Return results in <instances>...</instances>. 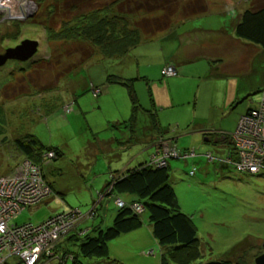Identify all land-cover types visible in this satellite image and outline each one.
<instances>
[{
    "label": "rangeland",
    "instance_id": "obj_1",
    "mask_svg": "<svg viewBox=\"0 0 264 264\" xmlns=\"http://www.w3.org/2000/svg\"><path fill=\"white\" fill-rule=\"evenodd\" d=\"M38 1L40 5L35 3ZM72 1L75 0H27L31 5L27 16H17L15 6H9L16 11L11 10V14L6 17L0 12V55H4L8 49L19 45L23 40L39 43L37 53L27 61L8 59L0 66V177L10 174L19 176L23 173L22 165L25 161L36 164L32 156L24 155L16 143L17 140H26L30 134L36 136L45 147H52L50 152L53 154L48 158L44 151L38 157V166L41 167L47 183L52 186L51 196L36 207L25 209L13 222L19 225L38 224L69 209H78L85 215L92 208L95 217H89L82 223L87 224L93 219L98 222L108 206L113 208L112 200L108 199L113 182L104 187L111 180L110 174L116 176L144 161L147 164L154 151V146L150 144L168 139L175 141V146L181 151L186 150L188 154L179 158L162 154L165 165L158 168L170 167L169 182L180 208L191 218L197 229L201 257L193 264L224 259L255 264L254 259L264 253V173L239 172L227 164L230 157H236L232 134L225 135L229 138V144L221 141L224 135L214 138L210 143H204L196 131L201 128L220 129L224 125H233L237 113L258 103L260 92L264 91V88H260L264 85V48L250 44L259 50L256 61L252 60L255 58L254 54L246 52L245 47L241 49L240 55L238 48L231 50L228 47L231 44L222 49L227 54L239 56L241 64L231 67H237L236 73L246 71L247 74L237 76L238 78L228 75L216 78L208 72L206 59L199 58L197 44L191 46L192 54L186 60L189 62L181 65L183 73L179 69L177 71L173 64L161 68L162 76H166L162 69L174 67L175 70L173 75L166 76L175 79H165L159 89L167 92L168 99L171 98L179 105V92L183 91L187 92L186 95L195 92L197 97L200 94L203 97L202 102L195 103L196 106L192 101L186 107L174 106L173 110L161 112L159 119L169 128L168 134L172 135L155 137L153 124L144 126L143 114L139 115V124L133 122L135 127L129 123L133 104L126 87L109 84L108 94L97 97L102 87L96 84L95 78L101 74H117L115 69L120 60L103 59L99 48L87 41L56 42L48 38L49 35L45 32L47 27L53 28L54 32L60 31L66 19L70 20L71 16L89 13L113 0H79L85 2L75 9V13L68 11L67 3ZM190 1L194 0H135L129 2L125 10L130 15L131 22L132 19L152 21L147 27L144 24H148L146 21L141 25L151 29L156 27V22L152 19L167 20L169 17L170 24L183 20L184 10ZM205 1L207 14L201 19L188 18L190 21L181 26L179 32L201 28L203 25L209 29L221 28L224 32L219 34L230 36L228 29L236 24L244 9L264 4L260 0ZM48 6H54L58 10L54 18L48 16ZM34 14L35 21L30 22L28 19ZM197 16L200 15H195ZM200 20L207 25L201 24ZM147 35L141 38L142 43L147 40ZM199 41H202L201 37L198 38ZM161 42L162 39H158L147 44H157L160 48ZM242 43L249 45L244 40ZM173 47L175 48L174 44ZM155 50L150 47L149 54L144 59L148 65L140 63L141 68L154 67ZM168 50L163 41L160 53L167 57ZM211 51L206 49L203 52L206 55L213 53ZM134 54L140 62L138 51H134ZM242 65H248V68L243 69ZM135 68V65L132 66V71ZM151 71L155 73L154 70ZM148 73L151 74L150 70ZM142 82L135 85L138 109L149 110L153 106L151 98L157 106L171 102L157 95L156 91L152 96L144 93L145 86ZM150 85L155 87L152 90H158L160 86L158 82ZM232 92H244L240 94L239 100L247 98L226 110L227 106H223V101L226 94L230 97ZM201 111L204 115L208 114L204 116L205 120H201ZM112 119L118 122L113 125ZM185 120L190 121L188 125ZM202 121H208L211 125ZM198 125L202 127H196ZM143 135L145 139L141 138ZM152 137L155 138L151 139ZM216 139L219 141L215 142ZM139 140L142 141L140 144ZM119 143L129 145L125 150H119ZM152 164L146 166L153 167ZM141 216V231L125 233L111 240L108 243V258L85 257L79 252V241L71 240L69 243L65 242L68 255L61 250L60 242L53 254L58 257L52 258L54 260L41 259L38 264H163L169 261L166 259L167 249L161 248L154 241L151 247L143 248V244L153 240V235L146 214ZM139 236L140 239L137 238ZM151 249L155 252L154 255H144ZM67 256H74L75 261L70 257L65 259ZM16 260L18 259L14 257L10 263L14 264Z\"/></svg>",
    "mask_w": 264,
    "mask_h": 264
},
{
    "label": "trees",
    "instance_id": "obj_2",
    "mask_svg": "<svg viewBox=\"0 0 264 264\" xmlns=\"http://www.w3.org/2000/svg\"><path fill=\"white\" fill-rule=\"evenodd\" d=\"M131 1L135 0H113L101 8L89 11V13L71 16L70 20L66 19V23L63 24L60 31L54 32L53 28L47 27L48 29L45 32L48 33V38L51 41H87L99 48V53L103 59L121 60L142 43L141 38L143 35L148 34L145 39H150L153 35L168 29L171 25L169 17L167 20L152 19L156 22V27L151 29L145 28L152 23L150 20L134 21L132 19L131 22V17L125 10V6ZM82 2L84 3L85 1ZM82 2H79V0L68 2V11L75 13V9H78L83 4ZM35 3L40 5V1ZM129 7L131 8L130 5ZM207 9L205 0L190 1L184 10L183 19L202 15L207 12ZM47 12L48 16H53L54 18L58 10L54 6H48ZM35 16H31L28 20L30 22L35 21ZM238 18L233 26L234 36L264 48V4H260L256 8L244 9ZM144 21L148 22V24ZM142 22H144L145 27L141 26ZM143 28L144 31H141ZM17 33L19 34L20 32ZM106 80L108 83L125 85L128 89L133 104L129 123L133 127L138 107L132 83L125 78L120 79L115 72L112 75H107ZM99 92H101L100 89ZM156 123L153 120V128H155ZM221 141L229 144L228 136L221 139ZM16 143L24 155L32 156L33 159H31L36 164L40 161L39 155L52 150V147H45L36 136L31 134L26 140H17ZM55 152L58 153L56 150ZM57 155L59 156V153ZM231 155H234V153H231ZM232 159H236V157L232 156ZM169 174V166L163 168L148 167L146 163L116 176L112 174L110 176L111 180L104 187L106 188L113 182V187L110 191L112 202L115 204V199H121L125 205L118 208L115 204L118 210L110 226H95L89 229L90 232L88 231L81 236L73 234L72 240L79 241L78 249L80 254L85 257L108 258V243L122 234L143 226L141 215L145 213L157 244L167 249L166 255L168 257L166 256V259L169 261H165L163 264H193V262L198 260L201 254L197 239V229L191 218L182 212L176 194L170 185ZM124 195L132 196L133 200H125ZM132 205H141L143 211L141 213L136 212L131 207ZM68 253L65 250V254L68 255ZM74 259L75 257L73 256L72 260ZM204 264L242 263L224 259Z\"/></svg>",
    "mask_w": 264,
    "mask_h": 264
},
{
    "label": "built area",
    "instance_id": "obj_3",
    "mask_svg": "<svg viewBox=\"0 0 264 264\" xmlns=\"http://www.w3.org/2000/svg\"><path fill=\"white\" fill-rule=\"evenodd\" d=\"M9 6L17 7V16H27L31 10L27 0H0V12L3 17L11 14L10 11L13 9ZM13 11L15 12L16 9ZM162 73L171 76L175 70L173 67H168L162 69ZM260 93L261 98L258 103L251 106L239 118L232 133L231 140L236 159L230 157L226 161L239 172L248 174L264 173V91ZM153 146L155 152L147 162V164L153 163V167L165 165L162 154L170 158L188 156L186 151H181L175 146V141L161 140ZM52 155V152H47L45 156L49 158ZM22 166L23 173L19 176L10 174L0 177V264H12L10 261L14 257L18 259L14 264L19 262L20 264H38L44 258L56 259L58 256L55 257L53 254L58 243L73 233L80 236L86 234L89 230H79V227L82 222L95 215L93 208L85 215L78 209H69L50 216L38 224L14 223L13 220L17 215L25 209L36 207L52 194V188L38 164L25 161ZM190 173L194 174V171ZM108 193L109 191L105 195ZM115 204L118 208L125 205L121 199H115ZM131 207L138 213L143 211L141 205ZM145 254L153 255L154 251L151 249ZM68 257L72 259L71 256L65 259Z\"/></svg>",
    "mask_w": 264,
    "mask_h": 264
},
{
    "label": "crops",
    "instance_id": "obj_4",
    "mask_svg": "<svg viewBox=\"0 0 264 264\" xmlns=\"http://www.w3.org/2000/svg\"><path fill=\"white\" fill-rule=\"evenodd\" d=\"M206 14L207 13H204L200 16L192 17V18L201 19ZM191 20H193V19H191ZM187 21H190V20H188V18H185V19L177 22V24H174V22L171 23V25L169 26L168 29L160 31V32L156 33L155 35H153L150 39L145 40V42L141 43L137 48H135L127 56H125L123 59H121L120 60L121 62L118 63V66L116 67V73H117L116 75L119 76L120 79L125 78L126 80H128V82L132 83L131 85L135 90V96L137 99H138V96L136 93L137 90L135 89V85L137 82H140V81H143L142 83L145 86V92L144 93L152 96L154 94V92L156 91L155 93L157 95L163 96L165 99H168V97L166 95L167 92H164V91L161 92V90H159V89L162 85V82L165 79H167L168 81H170V80L173 81L175 78L162 76L161 68H163L165 65L173 64V66L176 67L177 71L179 69V72L183 73L181 65L189 62L186 60H189L188 56L191 55L192 51H193V48H191V46H193L195 44H197L196 49L200 52L199 58H205L206 59L205 64L208 68L207 71L212 73V75H215L216 78L222 77V76L225 77V75H228L231 77H233V76L241 77L242 75L247 74L246 71L236 73L237 67H231L232 65H235V64L238 66L241 64V62H240L239 56L234 55V54L231 55L229 53L227 54V52L225 50H222V49H226L227 46L230 44L231 45L228 47L231 48V50H234L235 48L239 49V51H238L239 55L242 53L241 49L243 47H245L246 52L248 51V52H252V54H254L256 59L252 58V60L253 61L258 60L256 57V54L259 53V50L255 49L253 46H251L250 44H252V43L246 41L247 43H249V45L243 44L242 40L235 37L233 34V27L232 28L230 27L228 29L230 36H222L221 34H219V33L224 32L223 30H221V28L220 29H218V28L209 29V28H205L203 25L201 26V28L182 30V32H179L180 29H182L181 26H183ZM200 23L207 25L205 22H203V20H200ZM172 26H174L176 28L172 29L173 28ZM211 31H214V32H211ZM199 37L202 38V41L198 42ZM158 39H162V42L163 41L165 42L166 49H169L167 57L160 53V48L162 46V42H161L160 48L157 44H156L157 46L155 44H147V43L157 41ZM173 44L175 45V48L173 47L174 49L172 48ZM252 45H256V44H252ZM257 46H259V45H257ZM150 47H153L154 49H156L155 50L156 53H155L154 67H152V68H141L140 63H143L144 66L148 65V63H146L144 59L149 54L148 51H149ZM203 48H205V49H203ZM206 49H211L213 51V53H211V54L208 53L205 55V52H203V51H205ZM134 51H138L140 62L137 58H135ZM249 58H251V55H249ZM151 64H152V62H151ZM134 65L136 66V68H135V70L132 71L131 68ZM242 67H243V69L248 68V65H242ZM148 69L150 70L151 74L148 73V71H149ZM151 70H154L155 73ZM179 72H178V74H179ZM225 72H227V73H225ZM161 77H162V79H161ZM106 79H107V76H102V74L98 78H95L94 81L96 82V84H98L102 87V89H100L101 92L97 97L102 95V96H100V98H101L104 96L105 93L107 95L109 84H115V83H108ZM154 82H158V84L160 85V86H158V90H154V89L152 90V88H155V87H152L151 85L149 86V84L154 85ZM170 84H172V83H170ZM262 84H264V83H262ZM119 85H121V84H119ZM121 86L126 87L125 85H121ZM262 87H264V85H262ZM262 87H260V88H262ZM179 93L181 94V99H179V105L176 104L175 101H173L170 98L168 100L171 102L167 101L163 105L157 106L156 103L154 102L153 98H151V104L153 106L150 107L149 110L144 111L143 108L137 109L136 118H135L136 123L135 124H137V123L139 124V122H138L139 115L143 114L142 118L144 119V123H145L144 126L151 125L153 123V120H155V122H157L155 128H153V130H154L153 134L155 137H157L158 135H162L165 137L171 136L172 134H168L169 128L166 127L163 124V122L159 119V114L161 112L166 111V110H173L175 107H184V105L186 107L187 106L186 104L191 103L192 101L194 102V104L198 103V102H202L201 97H203L201 94L197 97L195 92H189L188 95H186L187 92H184V91L179 92ZM192 93H193V95H192ZM241 93H244V92H232V95L230 97H228L229 94L228 95L226 94L225 99L223 101V106L224 107L227 106L226 110L229 109L230 107H232L233 105H235V103L238 104L241 101L246 100L247 97H244L243 99L240 98V100H239V96ZM100 98H99V100H100ZM227 102H228V104H227ZM195 106H196V104H195ZM248 109H249V107L245 111H242L239 114L237 113V116H236L237 118L233 122V125H230V126L224 125V127L220 128V129H213L212 127L204 128V129L201 128V130H198L196 132L200 134V137L203 139L204 143H210L214 138H217L221 135H224V137H225V135H231L237 126V122H238L239 118L243 114H245ZM193 114L196 115L195 111H193ZM201 115H203L201 117L202 118L201 120H205L204 116L206 117L208 114L204 115V112L201 111ZM208 120H211V119H208ZM185 121L187 122V125L190 122L189 120H185ZM117 122H118V120H113L111 124L114 125ZM202 122H204V121H202ZM149 123H151V124H149ZM204 123L211 125V123H209L208 121H206ZM135 124H134V127L136 126ZM196 127H202V125H198ZM230 130H231V132H229ZM133 137L135 138L134 135H133ZM155 137H152L151 139H153ZM141 138L145 139V135H143V137L141 136ZM128 140H129V137H128ZM217 141H219V139L218 140L216 139L215 142H217ZM127 142H129V141H127ZM141 142L142 141L139 140L138 144H140ZM144 143H146V142H144ZM119 144H121L117 147L119 150H125L128 147L127 145H129V144H127L126 146H124V145H122L124 143H119ZM154 152H155V147H154L153 153ZM143 163H145V161ZM143 163H141V164H143ZM128 170H130V169H126V170L121 171V172L124 173ZM112 174H110V175H112ZM124 197H126L125 200H127V201L133 200L132 196L124 195ZM108 199L111 200V197H108ZM112 203H113V208L108 206L107 211L100 216V219L98 222H96V220L93 219L92 221H90L87 224L82 223L79 227V230L80 229L89 230L90 228L92 229L95 226H99V227L110 226L115 215H116V213H117V210H118V208L115 206L114 202H112ZM141 227L136 229V230H133L131 232H128L127 234L135 233L136 231H139L141 229ZM89 232H90V230H89ZM73 234H75V233H73ZM73 234L69 235L68 237H66L65 239L62 240L61 245H60V248L62 251L65 252V250H66L65 249L66 248L65 242L69 243L72 240ZM151 235H153L152 231H151ZM137 238L140 239V236ZM152 241L157 243V241L153 237V240H148L145 244H143V248L151 247L152 245H154V242H152ZM144 255H146V254H144Z\"/></svg>",
    "mask_w": 264,
    "mask_h": 264
},
{
    "label": "water",
    "instance_id": "obj_5",
    "mask_svg": "<svg viewBox=\"0 0 264 264\" xmlns=\"http://www.w3.org/2000/svg\"><path fill=\"white\" fill-rule=\"evenodd\" d=\"M39 43L34 40H23L14 48L8 49L4 55H0V66L5 64L8 59L27 61L37 53ZM255 264H264V253L254 259Z\"/></svg>",
    "mask_w": 264,
    "mask_h": 264
},
{
    "label": "flooded vegetation",
    "instance_id": "obj_6",
    "mask_svg": "<svg viewBox=\"0 0 264 264\" xmlns=\"http://www.w3.org/2000/svg\"><path fill=\"white\" fill-rule=\"evenodd\" d=\"M32 16H35V14H34V15H32ZM16 61H18V60H16Z\"/></svg>",
    "mask_w": 264,
    "mask_h": 264
},
{
    "label": "bare ground",
    "instance_id": "obj_7",
    "mask_svg": "<svg viewBox=\"0 0 264 264\" xmlns=\"http://www.w3.org/2000/svg\"><path fill=\"white\" fill-rule=\"evenodd\" d=\"M173 69H174V67H173ZM43 173V172H42Z\"/></svg>",
    "mask_w": 264,
    "mask_h": 264
},
{
    "label": "clouds",
    "instance_id": "obj_8",
    "mask_svg": "<svg viewBox=\"0 0 264 264\" xmlns=\"http://www.w3.org/2000/svg\"><path fill=\"white\" fill-rule=\"evenodd\" d=\"M248 111V110H247Z\"/></svg>",
    "mask_w": 264,
    "mask_h": 264
}]
</instances>
